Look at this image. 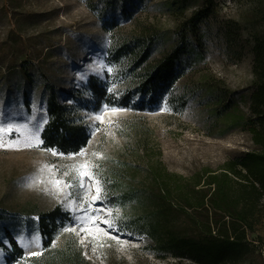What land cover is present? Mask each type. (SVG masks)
<instances>
[{
  "label": "rangeland",
  "instance_id": "obj_1",
  "mask_svg": "<svg viewBox=\"0 0 264 264\" xmlns=\"http://www.w3.org/2000/svg\"><path fill=\"white\" fill-rule=\"evenodd\" d=\"M206 9L209 16L194 28L187 76L173 91L177 96L127 101L134 83L127 85L112 60V44L144 29L162 33L153 49L157 58L175 46L176 33L183 35L192 15ZM252 31H264V0H0V264L41 258L45 238L38 214L57 206L65 216L52 246L75 239L91 264H199L159 252L144 234L134 233L132 214L104 199L103 176H117L127 162L132 168L121 172L122 182L142 187L141 170L150 164L189 178L223 171L253 150L240 128L206 120L193 96L186 104L181 99L196 91L201 74H209L247 100ZM96 83L114 97L113 106L95 107ZM54 93L69 119L86 130L88 141L79 153L45 146ZM81 165H89L85 175ZM136 213L144 214L143 201ZM6 230L24 255L12 250ZM258 236L264 239V217L249 234L252 240Z\"/></svg>",
  "mask_w": 264,
  "mask_h": 264
},
{
  "label": "trees",
  "instance_id": "obj_2",
  "mask_svg": "<svg viewBox=\"0 0 264 264\" xmlns=\"http://www.w3.org/2000/svg\"><path fill=\"white\" fill-rule=\"evenodd\" d=\"M209 13L207 9L196 11L185 24L183 35L176 33L175 46L157 58L153 57V49L163 39L162 33L151 34L144 29L112 44V60L127 76V85L134 83L127 101L136 95L145 99L151 96L152 100L163 95L177 96L173 91L187 76L185 69L190 60L186 58L194 28ZM250 36L254 40L253 81L247 100L237 98L224 80L209 74H201L195 83L196 91L185 93L181 99L186 104L193 96L206 120H214L226 129L240 128L250 136L253 150L226 163L223 171L205 170L189 178L165 166L150 164L141 170L142 187L122 182L125 175L121 172L128 173L132 168L127 162L119 167L117 176H103L104 199L132 214L134 233L144 234L159 252L199 264H264V239L249 238L264 217V31H252ZM91 89L98 98L95 107L116 103L97 83ZM48 118L42 134L46 148L71 155L86 146L85 128L69 119L68 108L55 93L48 102ZM141 201L144 214L136 215ZM38 215L44 250L41 258L31 257L30 264H91L75 239L59 248L52 246L59 221L65 216L60 206ZM5 232L12 250L24 255L13 234Z\"/></svg>",
  "mask_w": 264,
  "mask_h": 264
},
{
  "label": "snow or ice",
  "instance_id": "obj_3",
  "mask_svg": "<svg viewBox=\"0 0 264 264\" xmlns=\"http://www.w3.org/2000/svg\"><path fill=\"white\" fill-rule=\"evenodd\" d=\"M102 158V157H101ZM87 167H89V165H81L80 166V174L81 175H85L86 173L83 171V169H85V168H87ZM99 191H100V189L98 188L97 189V192L99 193ZM107 223V222H106ZM112 225L111 224H109V227H111Z\"/></svg>",
  "mask_w": 264,
  "mask_h": 264
}]
</instances>
